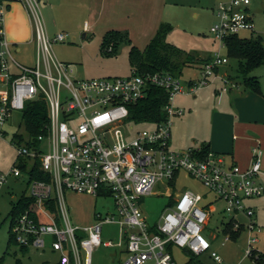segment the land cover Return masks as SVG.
Listing matches in <instances>:
<instances>
[{
	"label": "built area",
	"instance_id": "2783aa9c",
	"mask_svg": "<svg viewBox=\"0 0 264 264\" xmlns=\"http://www.w3.org/2000/svg\"><path fill=\"white\" fill-rule=\"evenodd\" d=\"M15 2L25 7L31 20L36 47L32 66L15 60L14 45L5 33V13ZM250 3H217V21L210 34L218 49H225L229 36L240 32L255 34ZM41 8L40 0H0V138L12 113H22L30 101L42 100L47 105L45 133L37 136V146H27L12 137L16 164L7 173L0 171V196L9 179L26 177L28 194L21 196L33 199L37 207L35 214L25 210L11 219L9 233L16 246L26 252L48 247L58 253L55 264H92V250L100 245L117 250L116 259L118 250L124 247L122 264H176L172 254L175 248L197 257L207 254L221 263L205 234L211 203L203 205L204 197L189 190L173 191L182 172L223 203L222 212L234 232L242 226L239 217H243V228L249 234L259 233L253 211L244 205L245 200L264 195V186L256 180L262 157L258 146L251 149V165L242 169L238 165L227 166L221 155L210 151L203 155L202 147L175 151L169 144L172 119L183 115V110L175 107V99L209 87L228 59L215 53L200 67L199 77L187 84L168 73L141 75L133 70L125 78L79 80L73 77L74 67L58 61L52 50L69 35L60 32L51 38L43 25ZM105 51L112 54L114 43L107 45ZM220 79L222 92L236 87L229 77L223 75ZM151 88L167 93L166 120L151 123V129L134 132V123L128 120V106L144 99ZM44 146L49 148V154L44 153ZM20 161L28 163L27 170L34 168L49 180L30 179L20 169ZM66 190L109 197L114 214H96L94 222L87 226L72 224L64 199ZM162 194L171 202L157 222L148 224L140 201ZM17 199L13 197L12 201ZM105 224L118 225L116 243L102 242ZM230 239V234H224L221 245ZM257 242V238L248 236L245 259H264V253L255 249Z\"/></svg>",
	"mask_w": 264,
	"mask_h": 264
},
{
	"label": "rangeland",
	"instance_id": "374dc122",
	"mask_svg": "<svg viewBox=\"0 0 264 264\" xmlns=\"http://www.w3.org/2000/svg\"><path fill=\"white\" fill-rule=\"evenodd\" d=\"M216 1L220 0H50L45 8H41V17L45 30L51 38L60 32L69 35L64 43L54 45L52 50L58 61L74 67V78L79 80L125 78L132 72L128 58L130 49L136 47L144 51L161 25L170 27L166 41L184 52L197 54L200 57L210 53H219L220 56L225 57L226 50L218 49V43L210 34V28L217 21L215 8H213ZM250 2L248 8L254 23L255 35L260 36L264 44V0H250ZM84 23L89 25L85 38L81 36L80 31ZM110 31L127 33L130 41L119 42V38H115L116 52L106 54L102 48L103 38ZM249 35L250 33L247 32L238 34L241 38H247ZM9 43L12 44L10 41ZM18 47L20 52H16L12 47L15 60L32 66L35 54L34 43H19ZM224 67L227 68L225 71L230 75L231 80L242 83V77L236 72L235 61L228 60V64ZM191 73V69H185L180 76L181 81L188 79ZM250 75L260 76V87L264 88V66L255 69ZM220 84L217 83L221 87L222 84ZM211 85L209 87L213 89L215 86ZM200 96L201 94L198 95ZM189 99L178 98L176 101ZM215 101L214 98L213 102ZM211 105V102L206 103L202 96L196 107L199 112L197 120L185 121L184 119L189 114L187 110L182 117L172 119L169 142L171 150L183 149L191 134L202 132V129H205L206 114L211 112ZM133 127L134 132H137L151 129L153 124L134 123ZM4 130L5 136L0 138V171L7 173L17 160L11 139L15 133L24 135L21 113H12ZM132 135L133 132L130 136ZM43 150L45 154L50 153L47 146H44ZM27 181L26 177L18 180L9 179L0 196V259L2 258L5 264H16V260H19L20 264H55L58 253L48 247L21 253L16 246L8 244L12 198L28 194ZM172 188L175 193L189 190L200 194L204 197L203 205L211 203L212 216L206 226L205 234L207 236L216 235L212 249L217 251L222 262H214L207 254H204L198 257L201 264H238L239 257L243 255V235L240 240L220 246L223 239L222 222L227 221V217L222 212L223 203L216 200L214 194L199 181L183 172L179 174ZM64 199L70 220L75 225H90L96 214L104 216L114 214L113 202L109 197H92L66 190ZM170 202L171 200L165 195L142 199L140 204H143L142 212L147 218V223L157 222ZM262 229V233L258 236L262 242L255 245V249L259 252H264V227ZM118 237L117 224L103 225L102 242L116 243ZM253 237L256 238V235ZM112 252L113 249L103 245L94 247L91 257L92 264H122L125 258L124 247L118 250L115 262H112L110 258ZM172 254L176 264H186L189 259L186 252L177 248L173 249ZM239 264L255 263L254 260L244 259Z\"/></svg>",
	"mask_w": 264,
	"mask_h": 264
},
{
	"label": "crops",
	"instance_id": "0c3cea01",
	"mask_svg": "<svg viewBox=\"0 0 264 264\" xmlns=\"http://www.w3.org/2000/svg\"><path fill=\"white\" fill-rule=\"evenodd\" d=\"M40 1L42 3V8H45L48 5V1L50 0ZM220 1H216V3L213 5V8H215L217 3ZM85 24L86 23L83 24V27L80 30L82 32L81 36L84 38L86 37L87 30L89 29V25L87 24L88 26L85 27ZM5 32L8 41L14 45L16 52H20V48L18 47L19 43H34L31 20L25 7L21 3H12L7 8L5 13ZM214 54L215 53H210L206 56H198V58L203 59L208 55L210 58H212ZM187 68L191 69L192 73L188 79L183 81L184 84H187L191 80L197 79L201 69L198 65H190ZM226 69V67H220L217 70V77L213 80L211 85L215 86L213 89H211L212 87H209L197 92L195 95L180 96L175 99V107L182 109L183 115L185 110H187L189 113L186 119H184L185 121L198 119L199 112L196 107L198 105V101L202 99V96H204L206 103L211 102L212 104L210 106L211 112H207L206 114L205 129H202V132L191 134L185 144L186 146L180 150L205 146L210 152L221 155L227 166L238 165L240 168L246 169L251 165V149L255 146H258L261 149L262 157L261 171L258 174L256 180L260 185L264 186V88L260 87V94L246 90L242 86V83H238L237 81L230 79L231 77L226 73ZM223 75L229 77V79L234 82L236 87L230 88L227 92H222V81L220 76ZM258 77L260 78V76ZM218 82L221 83V87L217 85ZM200 94L201 96L198 97ZM178 98L190 99L176 101ZM214 98L216 99L215 102H213ZM244 205L253 211V219L255 220L256 227L259 229V233L252 232L249 234L243 228L236 239H230V241L224 243V245H220L222 247L231 241L240 240L243 235V255L239 257L238 264L245 259L244 251L249 235H256L258 242L255 245H258L260 242H262L258 236L262 233V228L264 227V195L245 200ZM91 222L93 223L94 221ZM239 222L242 224V227H244L243 225L246 223V219L239 217ZM226 224L227 221L222 222L221 232L223 235V231L225 229L224 225ZM208 237L213 246L217 238L216 235H209Z\"/></svg>",
	"mask_w": 264,
	"mask_h": 264
},
{
	"label": "trees",
	"instance_id": "16d2710c",
	"mask_svg": "<svg viewBox=\"0 0 264 264\" xmlns=\"http://www.w3.org/2000/svg\"><path fill=\"white\" fill-rule=\"evenodd\" d=\"M169 31V26L161 25L144 51H140L136 47L130 49L128 58L134 72L141 75L164 72L174 77H180L184 69L190 65L202 67L203 64L211 60L209 55L206 58L199 59L197 54H188L182 49L168 43L166 39ZM115 38H119V42L130 41L128 40L127 33H119L117 31L107 32L104 35L102 45L105 53V47L110 43H114L113 53L116 52L117 44L114 42ZM224 43L226 50L225 57L228 60L236 62V72L242 77V86L246 90L260 94L259 77L250 75L255 69L264 66V46L260 36L252 33L247 38L233 35L227 37ZM167 100L168 96L164 90L160 88H151L144 99L128 106V120L133 123H160L166 120L164 107L167 104ZM21 119L24 135L20 133L14 134L13 138L18 139L20 143H25L27 146H37V136L45 133L44 127L47 123L46 102L42 100L28 102L26 104V109L21 113ZM208 152L209 149L202 146L203 155ZM26 164H28L26 161H20L19 167L23 173H28L30 179L49 180L46 174L37 172L34 168L27 170ZM11 203V219L18 217L25 210H30L34 214L37 211L33 199L24 195ZM12 222L13 221H11L10 224H12ZM224 227V234H230L231 239H236L243 229L241 226L237 232H234L231 224H226ZM8 244L16 246L14 240L10 237V233ZM18 249L21 253L26 252L22 248ZM187 254L189 255V259L186 264H201L197 256L189 252H187ZM254 263L264 264V259L260 256ZM0 264H5L2 258L0 259ZM16 264H20V261L16 260Z\"/></svg>",
	"mask_w": 264,
	"mask_h": 264
},
{
	"label": "water",
	"instance_id": "95a60500",
	"mask_svg": "<svg viewBox=\"0 0 264 264\" xmlns=\"http://www.w3.org/2000/svg\"><path fill=\"white\" fill-rule=\"evenodd\" d=\"M264 46V44H263ZM117 256V250L113 251V253L110 254V258L112 259V262H115Z\"/></svg>",
	"mask_w": 264,
	"mask_h": 264
}]
</instances>
